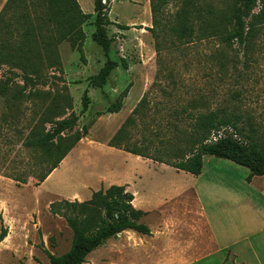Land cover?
<instances>
[{"label":"rangeland","instance_id":"obj_1","mask_svg":"<svg viewBox=\"0 0 264 264\" xmlns=\"http://www.w3.org/2000/svg\"><path fill=\"white\" fill-rule=\"evenodd\" d=\"M7 2L0 0V13ZM194 2L205 16L210 12L220 20L219 30L231 29L236 0ZM105 3L113 23L108 27L113 39L111 56L120 64L105 88L97 89L89 83V78L96 76L107 61L93 41L95 0H81L82 11L93 15L82 26L86 41L81 52L67 42L61 43L58 46L61 66L47 70L34 82L25 80L19 70L0 68V85L8 87L10 95H30L17 106L0 96V234L3 228L8 229V236L0 245V264H51L49 254H67L73 232L64 218L51 213V205L65 200L86 202L95 192L111 186L126 187L135 193L136 204L152 212L141 223L157 236L144 240L140 260L149 263L146 256L150 259L154 254L152 264H155L159 258L156 252L161 248L178 247L184 239L198 236L205 241L202 251L211 246L205 236H200L199 210L189 195L168 202L173 205H165L164 198L172 190L188 193L192 183L187 174L109 146L143 100L144 118L136 116L135 126L128 131L131 136L128 142L131 147L149 146L151 155L162 153L167 157V152L188 150L193 145L188 134L196 116L214 111L243 115L264 147V31L252 51L239 44L228 47L220 37H198L181 43L168 34L157 38L151 31L150 0ZM181 7V1L172 0L165 8L166 20ZM262 8L260 5L256 12ZM123 61L128 63V70L123 69ZM126 89L129 94L120 113L98 115ZM85 97L90 104L83 112ZM72 114L79 117L75 130L82 132L87 126L89 134L48 180L37 186L31 175L38 157L24 147L23 141L41 121L56 123ZM46 127L50 129L51 124ZM219 165L216 169L222 171ZM19 176L28 178V185L11 179ZM170 223L179 227L174 238L167 231ZM114 253V243L110 242L93 252L86 264H114Z\"/></svg>","mask_w":264,"mask_h":264},{"label":"trees","instance_id":"obj_2","mask_svg":"<svg viewBox=\"0 0 264 264\" xmlns=\"http://www.w3.org/2000/svg\"><path fill=\"white\" fill-rule=\"evenodd\" d=\"M153 15V29L159 38L165 34L175 40L186 43L198 37H220L222 43L231 47L239 44L252 51L254 42L264 31V0H236L232 9L231 29L219 30V19L213 13L203 14L194 0L181 1L182 7L170 18H165V8L172 0H150ZM107 0H95L94 43L101 48L107 61L100 72L91 78L89 83L97 89L105 88L120 64L112 59L113 39L109 35L110 10ZM262 9L256 12L258 7ZM93 15L85 14L78 0H8L0 13V68L9 66L19 70L25 80H40L47 70L61 66L58 46L67 42L77 51H82L86 33L82 26ZM126 30V28H123ZM125 70L129 69L126 61L122 62ZM129 89L124 90L115 103L104 113L118 114L122 111L124 100ZM0 96L7 98L12 106H17L22 98L29 96L10 95L6 86L0 85ZM145 100L133 112L123 127L113 137L109 146L125 150L127 153L165 164L177 171H183L199 177L204 168V157L212 156L228 160L250 170L247 181L255 177L264 178V147L256 131L247 123L243 115L214 111L199 114L195 118L192 131L188 134L193 145L184 152H165L168 156L149 154L150 147H131L128 142V131L135 126L136 116L144 118ZM84 111L88 110L90 99H84ZM79 117L72 114L69 118L56 123L45 119L38 123L23 141L24 147L38 157L31 177L37 180L36 185L44 184L60 167L76 146L88 136L86 126L82 132L76 131ZM51 128L47 129V125ZM226 133L217 141L210 142L213 134ZM183 133V132H182ZM181 132L179 131V135ZM178 136V135H177ZM171 158L173 160H171ZM12 180L28 185V178L19 176ZM134 194L124 186H111L95 192L86 202L62 201L51 205V213L64 218L73 232L70 251L63 256L49 254L51 264H86L88 257L108 241L125 231H135L150 236L151 230L141 223L146 213L137 210L133 202ZM8 236V229L3 228L0 234V245Z\"/></svg>","mask_w":264,"mask_h":264},{"label":"crops","instance_id":"obj_3","mask_svg":"<svg viewBox=\"0 0 264 264\" xmlns=\"http://www.w3.org/2000/svg\"><path fill=\"white\" fill-rule=\"evenodd\" d=\"M78 2L81 5V0ZM218 164L222 171L216 169ZM239 168L244 167H238L228 160L205 156L203 172L199 177L182 172L187 174L192 186L188 193L172 190L164 198L165 205H173L168 202L173 203L189 195L199 210L200 236H205L211 246L204 252V239H199V236L197 239H184L178 247L168 245L157 251L159 258L155 264H264V178L255 177L248 182L250 171H240ZM259 179L260 183L257 182ZM136 201L133 202L134 207L146 213L144 220L152 212L143 209ZM178 229L175 223L168 224L169 237L174 238ZM156 236L157 233L153 234L152 231L150 236L125 231L108 241L107 244L114 243V264H152L154 254L150 259L146 256L149 263L140 260L138 255L146 245L144 240H154Z\"/></svg>","mask_w":264,"mask_h":264},{"label":"built area","instance_id":"obj_4","mask_svg":"<svg viewBox=\"0 0 264 264\" xmlns=\"http://www.w3.org/2000/svg\"><path fill=\"white\" fill-rule=\"evenodd\" d=\"M223 136V134H220V132L217 134H213V136L211 137L210 142H217L221 137Z\"/></svg>","mask_w":264,"mask_h":264}]
</instances>
